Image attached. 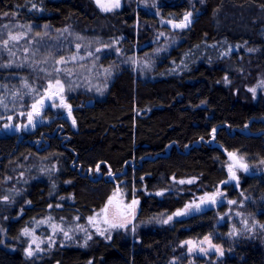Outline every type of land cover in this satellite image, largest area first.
<instances>
[{
    "label": "trees",
    "instance_id": "obj_1",
    "mask_svg": "<svg viewBox=\"0 0 264 264\" xmlns=\"http://www.w3.org/2000/svg\"><path fill=\"white\" fill-rule=\"evenodd\" d=\"M171 2L161 6V16L181 21L188 1ZM201 2L202 13L159 58L137 19L148 15L136 16L134 6L104 14L93 0H0V39L23 32L33 40L38 66L65 54H56L51 44L64 33L85 48L110 46L112 40L122 46L120 54L110 50L91 59L113 75L101 97L83 89L69 94L75 127L60 114L21 138L0 137V264H172L176 257V264H264V176L243 174L239 189L229 192L252 199L242 210L256 228L222 241L221 258L188 263L181 246L225 231L217 226L220 210L204 206L203 213L170 224L159 220L184 207L194 192L210 193L228 180L225 152L264 161V98L254 101L245 89L249 75L264 69V0ZM242 43L255 49L231 51ZM9 61L0 58V119L26 112L47 79L43 70ZM22 173L30 180L21 184L16 179ZM185 177L197 181L177 196L158 195ZM13 185L21 192L12 194ZM119 186L140 190L139 223L159 224L119 233L109 242L96 238L87 248L55 247L36 259L25 255L17 240L51 205L62 200L55 216L85 219Z\"/></svg>",
    "mask_w": 264,
    "mask_h": 264
},
{
    "label": "rangeland",
    "instance_id": "obj_2",
    "mask_svg": "<svg viewBox=\"0 0 264 264\" xmlns=\"http://www.w3.org/2000/svg\"><path fill=\"white\" fill-rule=\"evenodd\" d=\"M187 1L190 6L187 13H192L190 18L191 23L188 27L181 29L174 27L175 24H178L181 21H171L161 16V6L169 3L173 4L171 0H120V7L113 8L111 11L102 10V8L98 6L96 0H93L98 10L104 14L120 12L125 6H134L133 11L136 16L139 14V11L146 13L148 16L145 19L140 18L139 15L137 19L142 22L143 29L150 32V37L147 43H151L156 46L154 52L156 54L153 55H158L159 58L164 52H168L179 42L178 35L187 30L192 25L195 17L202 13L203 2H201V0ZM102 3L106 7L111 6V0H102ZM169 21H171V23H169ZM10 35H16L19 39L13 41L10 39ZM6 36V39H0V58H4V60L7 58V60H10L8 64L10 66L18 65L20 67L43 70L47 72V79L43 94L29 105L26 112H18L8 117H1L0 137L8 134L17 135L21 138L27 134L35 132L42 124H49L53 119L61 115L70 122L72 127H75L76 124L73 123V121H75L73 116V107L68 101L69 94L77 89H83L90 93L98 94L99 97H101L107 90L113 75L110 71L98 66L97 62L91 59H94L99 52L109 53L110 50H114L120 54L122 47L118 41L112 40L110 46H101L95 49H90L89 47L85 48L81 44H77L71 39L69 40L68 36L64 33L51 41V44L55 46L56 54L61 52L65 54L58 58L56 62H52L51 60H40L41 65L38 66V59L36 60V57L33 56V52L35 51H33L34 49L32 48V39L29 40L23 32H15ZM5 40L8 41L7 44L4 43ZM70 46L72 49L68 50L70 49ZM249 49H252L253 51L255 48H253L249 43H242L235 46L233 45L231 51L238 54L241 52H252L249 51ZM147 62L148 58L146 56L144 59L140 60L141 67L143 68V66H146ZM57 80H59L60 84L63 86L62 91L60 90V86L56 84ZM247 82L248 85L245 89L251 93L254 101H257L261 97L264 98V69L259 71L255 76L249 75ZM225 83L230 84L231 82L227 79ZM250 89H255V93L250 91ZM41 101L44 102L43 105L40 104ZM34 104H36L40 109L39 115H36L33 112L32 106ZM65 105H70V110L68 107H65ZM30 113L32 114V123H29L28 119ZM229 153L230 152H225L227 157L225 168L228 174V167L232 163L228 160ZM238 155L240 154L238 153ZM244 162L248 164L249 170L245 172L243 170L236 169L238 180H231L229 175L226 182L218 186L210 193L197 195L194 192L192 200L184 207L171 215L159 219L162 220L160 222L161 224H170L173 221L203 213L206 210L203 209L204 206L216 211L220 210L221 213H219L217 226H223L227 231L221 229L215 231L213 234H209L201 238L187 239L186 241L193 242L191 245L185 243L186 241H183L181 246L184 249L185 259L188 260V263H194L196 259L201 261L203 259L208 260L211 258H221L225 254V248L222 245V241H233L242 234H246L248 231H253L256 228V223L253 221L251 222L250 218L247 217L248 215H246L242 210V207L245 205V201L252 199L247 197L242 192H239V196H232L229 193L232 189H239V184L242 180L241 177L243 174L264 176V161L249 162L244 158ZM11 180H13L12 177H5V182ZM28 180H30V176L26 173L19 175V181L16 179V181L21 184L23 182H27ZM180 181H184V183H180ZM188 181L192 182L189 183ZM196 181L197 179L195 177H185L179 180L174 179L170 184L162 188L158 192V195L163 197L167 196V193H170L172 196H177L178 194L186 191L188 187L193 186ZM227 186L230 187L229 191L225 189ZM139 191L140 190L135 186H119L118 190L113 192L110 197L113 201L112 204L107 202L105 206L94 211L92 215L86 217L85 219H81L78 215H73V217L70 218L55 216L54 212L63 208L61 203L62 200H59L57 204H53L48 208L46 213L47 215L44 218L37 220L33 223L32 227L27 228L29 230V235H25L23 230L21 237L17 240V242L24 245V253L28 258L36 259L40 256L42 257L55 247L75 245L87 248L96 238L109 242L119 233H127L130 232V230L136 232L139 228L147 230L151 229L150 227H153V223L156 224L159 220H156L155 222L152 221V223L142 224L136 220L140 211L141 202V200L137 198V193ZM20 192L21 189L16 185H13L11 193L16 195ZM216 193L220 194L215 195V203L208 202L207 200H205V202H201V197H208ZM133 200L138 201V203L133 205ZM230 201H235V203H230ZM30 205L31 204L28 201L26 206ZM129 205H131V207H129ZM197 205H199V208L196 207ZM105 207L108 209L107 215L110 220H115V222H122L123 220H126L127 226L124 228L113 229L110 228L108 224L103 223L105 213L102 210L105 209ZM177 212H183L184 214L176 215ZM169 217H171V219H169ZM90 218H94V221H90ZM164 221H167V223ZM61 229H63V231H61ZM105 229H107L105 235H100V231ZM233 229L236 231L233 232ZM64 232H67L71 239L66 237ZM88 234H91L92 236L90 240L87 239ZM205 237H208L213 245L221 248L223 250V255L211 248L205 241ZM33 240H35V243H33ZM85 241H87L86 245ZM37 245H39V249H37ZM29 246H31L34 253L32 256L27 254ZM190 248L193 250L189 251ZM200 248H203L206 251L201 252L199 250ZM171 260L172 261L170 263L176 264L179 259L176 257Z\"/></svg>",
    "mask_w": 264,
    "mask_h": 264
},
{
    "label": "snow or ice",
    "instance_id": "obj_3",
    "mask_svg": "<svg viewBox=\"0 0 264 264\" xmlns=\"http://www.w3.org/2000/svg\"><path fill=\"white\" fill-rule=\"evenodd\" d=\"M96 2L98 4V6H100L102 8V10H104V11H111L113 8H119L120 7V0H111V6H108V7H106L102 3V0H96ZM191 16H192L191 12L186 13L184 15L183 19L181 20V22L178 23V24H175L174 27L175 28H181V29L188 27V25L191 23V19H190ZM169 23H171V21H169ZM10 39L13 40V41H16V40L19 39V37L16 36V35H10ZM4 43L7 44L8 41L5 40ZM249 51H252V49H249ZM56 84L60 86V90L62 91L63 90V86L60 84L59 80L56 81ZM250 91L255 93V89H250ZM43 103H44L43 101L40 102L41 105H43ZM65 107H68L69 110H70V105H65ZM32 108H33V112L36 115L40 114V109H39V107L36 104H34L32 106ZM28 119H29V123H32V114L31 113L29 114ZM73 123H75V121H73ZM213 132H215L214 129H213ZM228 155H229L230 159L232 160V163L228 167V170H229V173H230V177H231L232 180H238L236 169L243 170V171L247 172L249 170V166H248V164L246 162H244V157L241 156V155H238V153L230 152ZM188 182L191 183L192 181H188ZM180 183H184V181H180ZM219 194L220 193H216V194H213V195L208 196V197H201V202H205V200H207L208 202L215 203V195H219ZM108 203L112 204L113 203L112 199H109ZM136 203H138V201H136V200L132 201L133 205L136 204ZM230 203H235V201H230ZM129 207H131V205H129ZM196 207L199 208V205H197ZM102 211L105 213V216L103 217V223L108 224L110 228H113V229H115V228H124V227L127 226V221L126 220H123L122 222H115V220H110L108 218V215H107V211H108L107 207H105V209H103ZM183 214H184L183 212H177L176 213V215H183ZM169 219H171V217H169ZM90 221H94V218H90ZM164 222L167 223V221H164ZM53 227H55V226H53ZM260 227L264 228V225H261ZM61 231H63V229H61ZM235 231L236 230L233 229V232H235ZM106 232H107V229H105L103 231H100V235L103 236V235H105ZM24 234L25 235H29V230L27 228L24 229ZM64 235L66 237H68L69 239H71V237L68 236L67 232H64ZM230 235H231V233H230ZM91 238H92L91 234H88L87 239L90 240ZM205 241L209 244V246L211 248H213L215 251H217L221 255H223V250L221 248H219L218 246L213 245L208 237H205ZM33 243H35V240H33ZM86 243H87V241H85V245H86ZM185 243L190 244V245L193 244L192 241H186ZM37 249H39V245H37ZM192 250H193L192 248L189 249V251H192ZM199 250L201 252L206 251L203 248H200ZM27 254L29 256H32L34 254L31 246H29V248L27 249ZM89 264H91V262H89Z\"/></svg>",
    "mask_w": 264,
    "mask_h": 264
}]
</instances>
